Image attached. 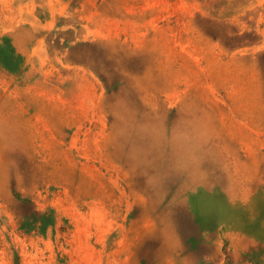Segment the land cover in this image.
Returning a JSON list of instances; mask_svg holds the SVG:
<instances>
[{
    "label": "rangeland",
    "instance_id": "1",
    "mask_svg": "<svg viewBox=\"0 0 264 264\" xmlns=\"http://www.w3.org/2000/svg\"><path fill=\"white\" fill-rule=\"evenodd\" d=\"M0 264H264V0H0Z\"/></svg>",
    "mask_w": 264,
    "mask_h": 264
}]
</instances>
